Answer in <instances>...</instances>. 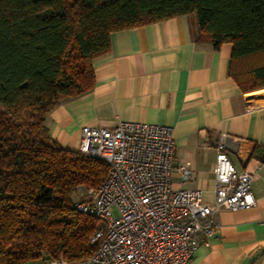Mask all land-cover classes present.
<instances>
[{
    "label": "trees",
    "instance_id": "1",
    "mask_svg": "<svg viewBox=\"0 0 264 264\" xmlns=\"http://www.w3.org/2000/svg\"><path fill=\"white\" fill-rule=\"evenodd\" d=\"M189 14L195 42L231 43L228 74L242 92L264 88V0H0V264L95 253L98 222L73 198L108 166L54 141L45 117L93 87L111 32Z\"/></svg>",
    "mask_w": 264,
    "mask_h": 264
},
{
    "label": "crops",
    "instance_id": "2",
    "mask_svg": "<svg viewBox=\"0 0 264 264\" xmlns=\"http://www.w3.org/2000/svg\"><path fill=\"white\" fill-rule=\"evenodd\" d=\"M196 31L195 15L189 14L111 32L110 50L92 60L93 87L60 100L44 124L54 141L71 150H77L85 124L170 126L171 163L191 170L182 186L201 189L203 204L213 201V142L219 132L227 133L231 163L254 172L255 204L220 210L216 231L198 242L187 264H264V159L254 155L256 147L264 149V88L242 92L228 74L231 43L214 50L194 41ZM172 185L179 186L175 173Z\"/></svg>",
    "mask_w": 264,
    "mask_h": 264
},
{
    "label": "built area",
    "instance_id": "3",
    "mask_svg": "<svg viewBox=\"0 0 264 264\" xmlns=\"http://www.w3.org/2000/svg\"><path fill=\"white\" fill-rule=\"evenodd\" d=\"M231 137L219 132L213 201L203 204L202 190L182 185L191 178L183 163L173 166L172 128L120 121L113 127L85 124L77 151L102 160L107 175L97 188L73 198L76 210L94 217L97 243L90 264H187L198 242L214 234L218 213L255 204L254 172L237 170L227 156ZM179 186L173 187L172 175ZM44 264H68L60 256Z\"/></svg>",
    "mask_w": 264,
    "mask_h": 264
},
{
    "label": "rangeland",
    "instance_id": "4",
    "mask_svg": "<svg viewBox=\"0 0 264 264\" xmlns=\"http://www.w3.org/2000/svg\"><path fill=\"white\" fill-rule=\"evenodd\" d=\"M80 192H83L82 189H80V191L78 193H80Z\"/></svg>",
    "mask_w": 264,
    "mask_h": 264
}]
</instances>
